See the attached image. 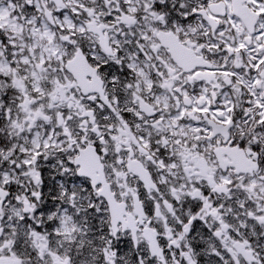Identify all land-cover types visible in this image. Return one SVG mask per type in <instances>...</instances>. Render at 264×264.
<instances>
[{
  "label": "snow or ice",
  "instance_id": "6c2138e0",
  "mask_svg": "<svg viewBox=\"0 0 264 264\" xmlns=\"http://www.w3.org/2000/svg\"><path fill=\"white\" fill-rule=\"evenodd\" d=\"M0 264H264V0H0Z\"/></svg>",
  "mask_w": 264,
  "mask_h": 264
}]
</instances>
